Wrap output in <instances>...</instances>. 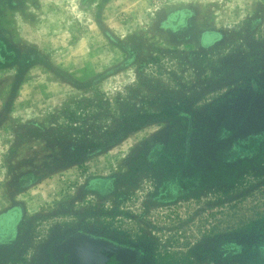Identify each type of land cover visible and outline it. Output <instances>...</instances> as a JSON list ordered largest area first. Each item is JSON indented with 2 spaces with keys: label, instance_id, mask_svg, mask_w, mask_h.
I'll list each match as a JSON object with an SVG mask.
<instances>
[{
  "label": "rangeland",
  "instance_id": "1",
  "mask_svg": "<svg viewBox=\"0 0 264 264\" xmlns=\"http://www.w3.org/2000/svg\"><path fill=\"white\" fill-rule=\"evenodd\" d=\"M130 110L150 115L108 140ZM263 131L264 0H0V264L80 227L145 264H264V150L201 181Z\"/></svg>",
  "mask_w": 264,
  "mask_h": 264
},
{
  "label": "flooded vegetation",
  "instance_id": "2",
  "mask_svg": "<svg viewBox=\"0 0 264 264\" xmlns=\"http://www.w3.org/2000/svg\"><path fill=\"white\" fill-rule=\"evenodd\" d=\"M264 131L259 134L250 135L244 139H236L229 145L222 146V153L221 157L223 159H217L216 161H209L214 164H218L212 174L215 176H209L207 178H201L203 181V186H221V184L226 183V169L227 165H224L226 162L232 161L237 162L238 158H244V160L254 159L258 157L260 153L264 150ZM228 157V159H226ZM166 164H164V167ZM159 171V170H158ZM168 172V173H167ZM178 169H166L164 174L162 171L160 172L161 180L165 178V182L160 181V195L161 197L167 196L168 193L166 191H170L167 189L170 185L167 183V180L171 179V175L173 176L172 179L176 178L178 175ZM186 188L194 190L195 184V177L192 176L191 178L186 177ZM232 178V177H230ZM200 179V178H198ZM213 179V181H212ZM217 180V181H216ZM179 184L180 182H177ZM215 183V184H214ZM217 183V184H216ZM202 186V187H203ZM167 187V188H166ZM173 193V189L171 190ZM17 217L16 211H9L0 216V241H5L6 243L0 242V248L3 249L2 244H9V248L12 250L10 245H13L14 242L10 241L9 238L12 235V232L15 233V223L13 222ZM4 231H7L4 233ZM80 234H86L93 236L94 238H102L117 246L122 248L132 250L136 254L133 256V260L128 264H145L149 259L150 251L149 247L145 243L139 242H132L128 241L126 238L120 237V235H116L114 233L105 231V230H92L87 227H80L78 229L69 231L61 236L53 238L45 248V255L46 260L45 264H72L70 260V254L65 251V245L70 242L71 239L80 236ZM9 240V241H8ZM89 264H100L99 260L96 257H90ZM104 264H124L122 261L118 260L115 256H112L108 261ZM126 264V263H125Z\"/></svg>",
  "mask_w": 264,
  "mask_h": 264
},
{
  "label": "water",
  "instance_id": "3",
  "mask_svg": "<svg viewBox=\"0 0 264 264\" xmlns=\"http://www.w3.org/2000/svg\"><path fill=\"white\" fill-rule=\"evenodd\" d=\"M64 249L70 254L72 264H89L90 257H96L100 264H104L112 256L128 264L136 254L105 239H97L86 234L71 239Z\"/></svg>",
  "mask_w": 264,
  "mask_h": 264
},
{
  "label": "trees",
  "instance_id": "4",
  "mask_svg": "<svg viewBox=\"0 0 264 264\" xmlns=\"http://www.w3.org/2000/svg\"><path fill=\"white\" fill-rule=\"evenodd\" d=\"M133 113L134 111L132 110H130L129 112L127 111V112L121 113V115L119 116L120 123H118L116 127H113L112 131H108L106 134V137L108 138V140L112 141L115 138L124 136V134L127 133L128 128H133V129L139 128L140 126L144 124V122L147 120V117L150 115V113H147L142 116V113L135 112L134 115L137 118L130 119V115H133ZM73 116L75 115L72 114L70 117L72 120L75 119Z\"/></svg>",
  "mask_w": 264,
  "mask_h": 264
}]
</instances>
